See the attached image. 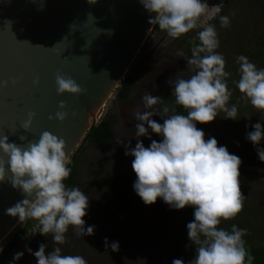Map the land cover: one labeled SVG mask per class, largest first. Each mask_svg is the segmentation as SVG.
Returning a JSON list of instances; mask_svg holds the SVG:
<instances>
[{
    "label": "clouds",
    "instance_id": "obj_1",
    "mask_svg": "<svg viewBox=\"0 0 264 264\" xmlns=\"http://www.w3.org/2000/svg\"><path fill=\"white\" fill-rule=\"evenodd\" d=\"M88 2L94 4L92 0ZM140 2L148 13L155 14L149 24H157L172 38L189 33L198 27L201 17L209 12L214 16L224 6L223 0L211 8L202 0ZM220 23L222 27H229V17L220 16ZM198 40L199 44L192 42L191 57L187 59L194 74L188 79L176 77L171 82L175 104L187 114H176V108L165 103L162 97L145 93L142 103L145 109L151 110L134 113L138 121L135 125L137 142L135 148L126 149L125 155L134 157L132 170L137 179L133 187L145 205H153L162 199L175 210L194 209V219L187 224L189 240L196 249L195 259L190 264H253L255 257L243 239L247 230L235 224L231 231L219 227L222 220H232L244 209L246 197L239 179L242 161L230 154L226 147L218 146L215 138L205 140V133L197 124L212 123L219 112L226 114L225 119L236 121L238 109L234 104L229 106L233 93L227 79L231 74L225 70L224 56L216 51L220 42L215 26L203 27L198 32ZM237 63L239 80L235 84L241 98L264 112V69H258L244 55L237 57ZM55 81L59 96L85 94V89L62 73L57 72ZM34 84L38 85L39 80ZM0 86L7 87V82L0 83ZM58 108L55 119L63 123L68 118L67 105L60 101ZM154 116H160L163 123L153 120ZM34 118L35 113H29L27 121L22 123L25 132H30ZM252 128L247 139L256 146L258 157L264 162V148L259 147L264 140V127L258 122ZM149 129L161 137L160 142L152 140ZM139 137L151 140L150 146L145 147ZM20 140L25 142L27 138L21 136ZM65 149V141L48 131H44L38 141L27 142L26 147L10 143L5 135L0 136V152L3 154L0 157V183L6 181L10 172L12 187L21 190L25 196L6 209V214L18 217L20 222L37 221L40 235L51 234L57 245L65 243V234L70 227L78 236L94 234V226L85 229L88 196L79 188H67L64 183L71 174ZM105 246H109L107 238ZM111 249L118 251V243L113 242ZM26 250L35 256L37 264H87L80 255H62L60 247L47 254L44 244L34 253L27 246ZM2 251L0 248V253ZM23 255V252L15 253L13 261ZM172 264H184V261L174 259Z\"/></svg>",
    "mask_w": 264,
    "mask_h": 264
},
{
    "label": "rangeland",
    "instance_id": "obj_2",
    "mask_svg": "<svg viewBox=\"0 0 264 264\" xmlns=\"http://www.w3.org/2000/svg\"><path fill=\"white\" fill-rule=\"evenodd\" d=\"M225 1L223 0V5ZM202 2H206L211 8L220 4L221 0ZM261 2L264 0H228L221 16L229 17L230 26L222 27L220 17L212 24L220 42L216 51L224 56L225 70L231 74L227 79L228 87L233 93L229 106L236 105L238 116L237 120L233 121L225 119L224 112H219L215 121L206 125L197 124V127L205 133V140L215 138L218 146L226 147L230 154L238 156L242 161L239 179L241 191L246 197L244 209L234 219L222 220L219 227L231 231L232 225L235 224L238 228L247 230L244 238L248 243L264 247V162L260 161L256 146L247 139V133L253 131L252 125L259 122L264 127V112L258 111L250 102L242 99L235 84L239 80L238 56L244 55L258 69H264V8ZM215 15L209 12L207 16L201 17L198 27L192 30L194 32L191 41ZM187 37L184 34L174 42L176 38L154 25L122 79L131 82L126 94L129 100L125 101L118 96V85L96 118L94 125L102 120L110 121L112 139L107 148L89 144L82 138L74 149L77 154L82 148L77 162V188L89 198L87 215L84 217L85 229L94 226V234L78 236L75 229L70 227L65 234V243L57 245L51 234L31 239L33 230H36L34 225L30 231H25L20 252L31 239L32 244L27 247L33 253L38 251L41 244L46 245V254L55 247H60L62 255H80L87 264H172L174 259L190 264L195 259L196 250L194 251L191 243L188 246L184 245L186 241L180 246L174 243L179 236L184 237L187 234L180 224L194 213L192 207L175 210L162 199H158L153 205H145L134 190L133 185L137 177L133 176L132 168H128L130 175L127 174L129 177L124 186L112 197L107 196L101 188L107 176L119 175L127 166L132 165L134 157L126 156L125 151L129 147L135 148L137 142L135 125L138 121L135 120L134 113L151 110L145 109L142 103L143 95L150 93L163 99L171 98V82L176 77L188 79L194 74L187 64L194 45L186 44ZM150 63L154 66V76H158L162 67L165 68L166 74L161 79L151 77L148 74ZM152 119L155 120V116ZM149 135L153 140L150 129ZM139 140L145 147L151 143L147 137H139ZM259 147L264 148V140ZM22 227L23 222L19 221L0 242V248ZM105 238L109 242L107 248ZM113 242L118 243V251H112ZM24 250L20 264H37L35 256L26 248ZM187 253L194 255L187 258Z\"/></svg>",
    "mask_w": 264,
    "mask_h": 264
},
{
    "label": "water",
    "instance_id": "obj_3",
    "mask_svg": "<svg viewBox=\"0 0 264 264\" xmlns=\"http://www.w3.org/2000/svg\"><path fill=\"white\" fill-rule=\"evenodd\" d=\"M92 2L0 0V83L7 82L0 86V136L10 143L26 147L48 131L65 141L70 157L155 25L148 22L155 14L140 0ZM57 72L74 79L85 94L59 96ZM60 101L68 112L63 123L55 119ZM29 113L35 118L25 132L21 125ZM10 179L9 172L0 183V242L19 223L6 209L25 198Z\"/></svg>",
    "mask_w": 264,
    "mask_h": 264
},
{
    "label": "trees",
    "instance_id": "obj_4",
    "mask_svg": "<svg viewBox=\"0 0 264 264\" xmlns=\"http://www.w3.org/2000/svg\"><path fill=\"white\" fill-rule=\"evenodd\" d=\"M261 5H262V8H264V2H261ZM155 27L158 28L159 26L157 24H155ZM196 44H199V40ZM130 87H131V82L129 80L121 81L119 83L118 96L123 100H127L126 94L128 93ZM163 100L165 103H167L171 106H174L176 108V114H183V115L187 114L186 110H184L181 106L175 104V97L174 96H172L171 98L163 99ZM159 107H160V105L157 106V108H159ZM155 121L158 123H163V120L160 116H155ZM110 125H111L110 121L102 120L97 125L91 126L83 138L89 144H92V145H95L98 147L107 148L109 141L112 139V133H111ZM153 140L160 142L161 137L153 133ZM150 144L151 143H149L148 146H146V147H149ZM76 151H74L69 157L70 163H69L68 167L71 169V174H70L69 178H67L64 181L67 188H73V187L77 188L78 187L77 162H78L79 157L81 155L82 148L79 149L77 154H75ZM128 168H132V165L127 166L124 169V171L122 173H120L119 175H114L111 177L107 176V178L104 179V181L102 182L103 186L101 188L105 191L107 196L112 197L115 192L119 191L124 186V184L126 183V180L129 177V176H127V174H129ZM133 176L136 177L135 173L133 174ZM193 219H194V213L191 214L190 218L187 219V221H185L183 224L182 223L180 224L181 227L184 229L185 233L187 231V234H185L184 237L179 236V239H175L174 240L175 244L180 246L181 244L183 245V242H185V241H186V243H184V245L188 246L189 243L192 244V242L189 240V237H188L187 224L189 222L193 221ZM34 225H36V230H33L31 239H35V238H39V237L43 238L42 235H40V233H39L40 226H39L38 222L35 220H32V219L25 220L23 222V227L17 233H15L13 236H11L9 238V240L5 243V245L3 247H1L3 249V251H2V253H0V264H20V261L22 258L19 261H13V256L15 253L20 252V250H21L20 248L23 245L22 244L24 241L23 235L25 234V231L27 229L30 231V229H32V227ZM44 238H46V237H44ZM243 239L245 240L244 237H243ZM30 240L28 242L29 247L32 244V243H30L31 242ZM187 246H185V247H187ZM192 247H194V251H195L196 249H195L194 244H192ZM25 248H23L22 251H25L24 250ZM246 248L248 249L250 254L255 257L253 264H264V247L256 246V245H253L251 243H248V241H246ZM189 249H190V246H189ZM193 253H191V254L187 253V255H186L187 258H190L192 255H194ZM187 258H185L186 261L188 260Z\"/></svg>",
    "mask_w": 264,
    "mask_h": 264
},
{
    "label": "flooded vegetation",
    "instance_id": "obj_5",
    "mask_svg": "<svg viewBox=\"0 0 264 264\" xmlns=\"http://www.w3.org/2000/svg\"><path fill=\"white\" fill-rule=\"evenodd\" d=\"M227 1H228V0L225 1V4H224L223 8H222L221 11H220L221 13H220V14L217 13V14L215 15L214 19L210 20L209 23H207V25H209V24L212 25L213 23H215V20H217L218 17L221 16V14H222V12H223V10H224V8H225V5L227 4ZM193 32H194V31L191 30L189 33L186 34V37L188 36V37H187L188 40H187V42H186L187 45H191V44H193V43H192L193 41H195V43L198 42V36L195 38L196 40L194 39L193 41H191L190 38L192 37L191 35L193 34ZM181 36H182V35H181ZM181 36H180V37H181ZM180 37H179V38H176V39L174 40V42H176L177 39H180ZM150 64H151V66L148 67V70H149L148 74H150L151 77H160L159 79H161V78L163 77V75L166 74V72H165V71H166L165 68L162 67V68H161L162 70H160L158 76H157V75L154 76V75H155V72H154V70H153V69H154V68H153L154 66H153V63H150ZM150 68H151V69H150ZM168 75H169V73H167L166 77H168ZM128 92H129V91H128ZM127 99H128V97H127ZM128 100H129V99H128ZM128 100H125V101H128Z\"/></svg>",
    "mask_w": 264,
    "mask_h": 264
}]
</instances>
